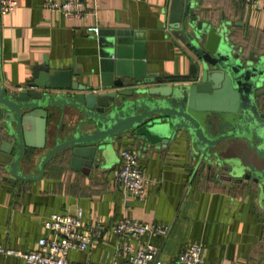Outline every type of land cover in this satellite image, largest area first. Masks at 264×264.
Listing matches in <instances>:
<instances>
[{"label":"crops","instance_id":"1","mask_svg":"<svg viewBox=\"0 0 264 264\" xmlns=\"http://www.w3.org/2000/svg\"><path fill=\"white\" fill-rule=\"evenodd\" d=\"M197 2L204 18L230 22L234 44L254 53L264 52V1ZM168 3L83 0L84 16L65 17L44 7L43 0H16L10 12L0 15V87L22 85L30 78L31 67L43 58L52 67H74L79 82L96 83L97 36L86 32L89 26H97L106 36L127 32L139 37L147 73L185 72L187 52L167 28ZM123 148L135 153L143 177L152 180L141 199L123 192L114 179L113 169ZM189 152L184 133L165 148L126 136L113 144L112 158L107 157L104 168L76 171L70 168L67 153H57L46 162L39 178L10 183L0 167V244L34 250L39 238L49 236L42 225L44 219L79 208L82 232L87 233L95 222L101 228L85 250L67 254L77 263L122 264L125 255L120 246L148 240L167 262L185 244L197 243L208 264H264V209L258 203L256 186L213 178L211 172L200 170ZM37 160L38 156L23 165V174H36ZM121 218L168 225L169 230L165 236L118 237L111 226ZM0 264L26 263L0 254Z\"/></svg>","mask_w":264,"mask_h":264},{"label":"water","instance_id":"2","mask_svg":"<svg viewBox=\"0 0 264 264\" xmlns=\"http://www.w3.org/2000/svg\"><path fill=\"white\" fill-rule=\"evenodd\" d=\"M229 27L204 18L197 0H169L167 28L187 52L185 72L147 73L139 37L97 31L96 83L43 58L22 85L0 87L8 182L39 178L57 153L76 171L104 168L123 137L165 148L184 133L200 170L253 183L264 206V52L234 44ZM36 156L37 173L23 174Z\"/></svg>","mask_w":264,"mask_h":264},{"label":"built area","instance_id":"3","mask_svg":"<svg viewBox=\"0 0 264 264\" xmlns=\"http://www.w3.org/2000/svg\"><path fill=\"white\" fill-rule=\"evenodd\" d=\"M258 3L264 0H248ZM16 5V0H0V15L10 12ZM43 6L60 11L65 17H82L85 15L83 0H43ZM86 32L96 35L97 26L85 28ZM135 153L127 148L118 152V165L113 169L115 181L120 189L135 199L145 195V186L152 180L143 177L139 169ZM81 211L79 208L68 209L63 213H52L42 221L48 231V237L37 240L34 250L21 251L0 244V254L22 259L26 264H83L67 258L70 251H82L87 248L93 237L100 231V224H92L87 233L81 231ZM168 225L146 223L128 218L118 219L111 226V232L118 237H138L140 235L165 236ZM119 250L125 255L122 264H208L202 260L201 246L197 243L185 244L171 262L159 258V249L148 240L137 242L134 246L124 244ZM108 264V263H99Z\"/></svg>","mask_w":264,"mask_h":264},{"label":"rangeland","instance_id":"4","mask_svg":"<svg viewBox=\"0 0 264 264\" xmlns=\"http://www.w3.org/2000/svg\"><path fill=\"white\" fill-rule=\"evenodd\" d=\"M108 156H109V155H108ZM109 158L111 159V158H112V155H110ZM261 205H262V204H261ZM261 205H260V206H261ZM261 207L263 208L264 206H261ZM263 209H264V208H263Z\"/></svg>","mask_w":264,"mask_h":264}]
</instances>
